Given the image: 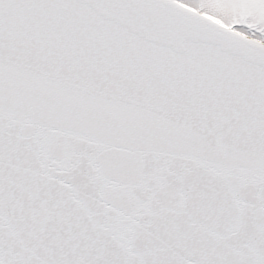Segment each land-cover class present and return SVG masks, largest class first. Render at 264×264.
I'll return each instance as SVG.
<instances>
[{
    "label": "snow or ice",
    "instance_id": "6c2138e0",
    "mask_svg": "<svg viewBox=\"0 0 264 264\" xmlns=\"http://www.w3.org/2000/svg\"><path fill=\"white\" fill-rule=\"evenodd\" d=\"M0 264H264V0H0Z\"/></svg>",
    "mask_w": 264,
    "mask_h": 264
}]
</instances>
